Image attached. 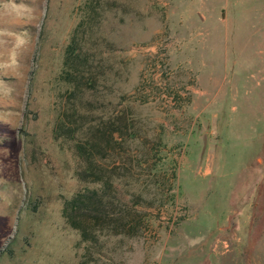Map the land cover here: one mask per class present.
Wrapping results in <instances>:
<instances>
[{"label":"rangeland","instance_id":"obj_1","mask_svg":"<svg viewBox=\"0 0 264 264\" xmlns=\"http://www.w3.org/2000/svg\"><path fill=\"white\" fill-rule=\"evenodd\" d=\"M0 264H264V0H0Z\"/></svg>","mask_w":264,"mask_h":264},{"label":"trees","instance_id":"obj_2","mask_svg":"<svg viewBox=\"0 0 264 264\" xmlns=\"http://www.w3.org/2000/svg\"><path fill=\"white\" fill-rule=\"evenodd\" d=\"M109 182L106 180L94 188L84 186L63 202L62 212L66 221L84 240L95 237L96 232L121 233L116 229L117 212L111 208L117 194L110 195Z\"/></svg>","mask_w":264,"mask_h":264}]
</instances>
